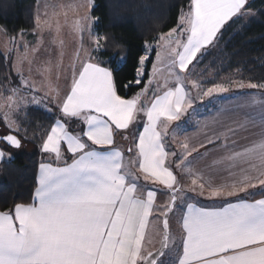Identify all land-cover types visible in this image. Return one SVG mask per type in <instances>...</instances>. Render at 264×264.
<instances>
[{
    "label": "snow or ice",
    "instance_id": "1",
    "mask_svg": "<svg viewBox=\"0 0 264 264\" xmlns=\"http://www.w3.org/2000/svg\"><path fill=\"white\" fill-rule=\"evenodd\" d=\"M248 0H190L187 13L181 12L176 28L161 34L158 43L170 58L165 60L160 51L157 61L163 63L175 86L164 82L152 90L151 100L142 103L149 93L153 79L133 98L117 93L114 71L92 62L94 53L106 49L108 37L94 35L91 28L96 21L89 13L93 0H85L81 7L86 14L73 23L77 33L88 32L93 47L79 68L71 69V85L60 96L51 82L41 97L33 95L27 103L43 105L55 103L59 116L54 118L40 144L42 153L51 162H41L31 195V203H16L12 209L0 211V264H165L161 259L169 247L168 214L176 207L181 192L177 175L166 164L168 157H177L165 142L169 124L179 120L180 114L192 108L193 99L182 83L179 73L204 55L209 46L218 41L221 29L234 17L246 14ZM51 27L49 22H44ZM39 27V20L37 21ZM58 27V25H57ZM144 55L139 57L136 77L128 81L141 84L143 66L150 48L147 41ZM35 51V50H34ZM79 60V53H77ZM113 61L116 57L112 58ZM121 56V62L124 61ZM178 69V71H177ZM50 71L47 67L42 74ZM161 71L153 64V73ZM59 77H57L58 79ZM264 88V84L243 82L238 87ZM39 92L35 84L29 86ZM193 88L200 85L193 81ZM226 84H214L198 92V97L228 91ZM0 96V110L8 131L0 135V162L11 159L9 148L20 149V127L9 113L20 110L26 98L16 88L5 90ZM264 108V105H262ZM139 114L146 118L142 130L136 127ZM264 120V115L261 116ZM79 128V131L74 130ZM181 131L177 125L173 138ZM233 136L234 129L230 130ZM132 137L127 151L132 157L125 162L119 140ZM228 137L223 143L219 136L207 143L219 150L209 169L222 167L230 175L235 171L242 177L232 182L217 184L212 177L193 168L204 143L190 146L185 141L183 152L173 160L175 167L191 179L189 191L209 199L232 197L246 193L258 185L264 189V135L242 150L229 147ZM235 144V140L232 141ZM189 157H192L190 160ZM163 185L169 200L162 205L163 237L156 253L144 251L145 232L149 217L154 212L158 191L138 183L141 179ZM264 196V192H262ZM180 219L183 237L178 264H264V198L238 201L226 200L221 207H200L183 201Z\"/></svg>",
    "mask_w": 264,
    "mask_h": 264
},
{
    "label": "rangeland",
    "instance_id": "2",
    "mask_svg": "<svg viewBox=\"0 0 264 264\" xmlns=\"http://www.w3.org/2000/svg\"><path fill=\"white\" fill-rule=\"evenodd\" d=\"M249 1L250 0H248V3ZM84 3L85 0H36L34 26L30 31L20 33L15 37L9 38L0 28V53L5 57L8 69V81L0 89V96L6 94L5 90L10 91L11 89L16 88L18 92L26 98V103L21 106L20 110L9 113V118L14 119L19 125L20 132L18 135L22 139V147L20 149L10 150L12 154L11 159L23 154L29 156L32 152L38 150L40 162L43 160H49L47 156H42L40 148L41 142L36 147L32 146L31 143L33 138L26 134L27 132H25L26 129L23 124L32 110L45 112L46 114L51 115L53 118L59 116V112L56 109L55 103L48 104V107L53 109L52 112H48L43 105L37 106L34 103H27V101H30L33 95L37 96L38 98L43 96L44 90H46L49 82H51L53 86L59 91L60 96H63V93L68 88H70L71 85V69L73 65H75L76 68H79L80 61L86 60L88 58L87 54L93 47L92 37L89 36L88 32L81 34L73 30L74 21L82 18L86 14V9L81 7V5ZM189 6L182 11L187 13ZM250 16H252V13L247 11L245 15L240 17L245 21L246 19L250 18ZM38 20L39 27H37ZM45 20L49 22L51 27H48V25L44 23ZM158 39L153 44H148L150 46L147 51L148 59L150 58L152 52H154V56L146 84L149 79H153L154 82L150 86L148 95L146 97H142L143 102H148L150 100L152 90L156 89L158 86L159 92L163 93V91L166 90L163 86L166 79L168 80L167 86L169 88L175 86L174 77H168L165 65L156 59L157 51L161 52V55L165 60L170 59L166 55L164 49L160 48ZM216 49L217 47L215 46V50ZM213 50L214 46H209L204 55L201 56L198 54L197 60L193 61L192 65H189L188 71L179 73L188 96L194 101L192 108H188L185 112L180 114V132H184L186 128L190 129L193 127L196 119L199 117L201 118L202 116L206 115L204 118H210L215 116L213 114L215 112L217 113V109L219 110V107L221 108L222 105H225V107H227L221 108L220 110V112H223L221 117H216L218 123L220 119V126H222L224 118L227 117L228 111L231 107L234 109L233 112V109L231 110V114L236 113V110L240 109V111L237 112H241L243 115L242 112L244 111L245 105L250 102L249 100L251 98H248L249 100L245 98V101L243 100L244 102L241 101L240 103L235 102L236 100L230 103L228 100L240 95L264 93L262 88L252 89L248 88L247 86L243 88L238 87V84L240 83L239 80L231 79L234 76H225L222 77L219 82H215V84L219 83L228 85V91L223 93H214L212 96H205L202 99L199 98V91L206 90L207 88L214 85H208V83H210L213 79V74L211 73V69L209 67L210 61L206 63L203 62L205 55ZM145 51L146 45L143 55L145 54ZM77 53H79V60L77 59ZM147 61H145L143 66V75ZM92 62H96L95 56ZM154 63L160 67L161 71L159 73H153ZM46 67L50 69V71L42 74ZM57 77L59 78L57 79ZM238 78L239 76L237 79ZM193 81L197 82L200 85V88H193ZM32 84H35V86L40 89V91H32L29 87ZM244 84L247 85L248 83ZM235 107L237 108L235 109ZM139 115V117L142 116L141 114ZM74 130L79 131V128L77 127ZM6 131L8 130L4 124L3 111L0 110V135L4 134ZM165 142L167 145L168 142L166 141V138ZM3 146L4 145L2 144V147ZM182 152H176L177 157H169L167 162L170 163V161L177 159L179 157L178 154H181ZM131 157L132 155L129 157L125 155V162L127 163ZM133 171L136 175L141 177L138 183L146 187L148 185V181H145L142 177L143 175L139 174L135 168H133ZM176 173L178 175V182L181 192L178 194L176 207L168 217L170 237L169 247L166 249L165 256L161 258L165 261V264H174L177 259V250L180 245L178 235V221L179 215L184 206L183 201L187 200L189 202H198L200 198L207 197V192L205 196L201 197L189 191V188L192 187V178H190L186 172H181L178 170ZM149 188H152V186ZM166 192L167 189L162 192L158 190L157 198L154 204V212L152 216L149 217V223L145 232V252H153L160 245L163 234V215H161V211L163 210L162 205H165L169 200V197L165 194Z\"/></svg>",
    "mask_w": 264,
    "mask_h": 264
},
{
    "label": "trees",
    "instance_id": "3",
    "mask_svg": "<svg viewBox=\"0 0 264 264\" xmlns=\"http://www.w3.org/2000/svg\"><path fill=\"white\" fill-rule=\"evenodd\" d=\"M93 3L90 15L96 21L91 32L108 37L106 42L102 41L106 49L93 55L97 63L114 71L118 95L130 99L145 86L153 62L154 52L146 63L141 84L124 87L136 77L145 42L153 44L161 34L175 28L190 0H93ZM35 5L36 0H0V28L6 36L12 38L33 28ZM247 9L252 16L245 21L236 17L225 24L214 50L203 58L204 63L210 61L213 74L208 85L225 76H234L231 79L243 83L264 84V0H250ZM121 56L125 58L123 62ZM7 76V62L0 53V89L7 83ZM53 121L45 112L29 113L23 125L26 134L33 138L32 146L42 142ZM38 153L35 150L29 156L23 154L0 162V211L12 209L16 203H31L40 162Z\"/></svg>",
    "mask_w": 264,
    "mask_h": 264
},
{
    "label": "crops",
    "instance_id": "4",
    "mask_svg": "<svg viewBox=\"0 0 264 264\" xmlns=\"http://www.w3.org/2000/svg\"><path fill=\"white\" fill-rule=\"evenodd\" d=\"M263 95L264 93L263 94L240 95L238 97L228 100L230 103L234 102V100H236L235 102L240 103L245 98H247V100H249L248 98L253 99V100L250 99L249 100L250 102L245 105L244 111L242 112L243 115L241 114V112H237V111H240V109H237L236 113L231 114L230 112L233 109V107H231L228 111L227 117L224 118L222 126H220V119L218 123V120L216 119V117L218 116L219 118L221 117V114L223 112H220V110L221 108H226L227 106L225 107V105H222L221 108L219 107V110L217 109V113L215 112L213 114L215 116H212L210 118H204L206 116L205 115V116H202L201 118L200 117L197 118L193 127H191L190 129L186 128L184 132H179V134H177L175 138H173L172 131L173 129L176 128L177 125H181V122H179V120L172 121L169 124V128H168L169 134L166 137V141L168 142L167 143L168 150L175 151V152H182L181 145L185 141H187V143L190 146L194 145L198 148L201 143H204L207 146L208 151H206L205 148H199V153H193V156H196V157H199L201 153L204 154V158L197 159L194 161L193 163L194 169H198L201 172H203L206 180L209 178V176H211L213 181L217 184L225 183V182H232L233 180L241 178L243 173H241L240 171H235L234 174L230 175L222 167L209 169L208 165H210L214 159L218 158L219 150L214 145L208 144L207 141L209 138L215 139L217 136H219L220 142L223 143L225 140V137H228L227 143L229 147L234 148L236 150H242L244 147L250 146L252 143L258 141L260 137L264 135V120H261V116L264 115V108H262V105H264ZM142 103H147V102L142 101ZM236 108L237 107H235V109ZM233 111L234 109L232 110V112ZM141 115H142L141 117H139L140 115L138 116V120L136 122V127L139 128L140 130H142L143 123L146 120V118L143 117V114ZM232 129L236 131V134L234 136L232 132L230 131ZM233 140H235V144L232 143ZM131 141H132L131 136H129L128 140L118 139V142H119L118 145L121 147L125 155L128 157L133 155L132 153H129L127 151L128 147H130L132 144ZM176 146H178L179 148ZM0 147H2V143H0ZM10 150L11 148H9L8 151L10 152ZM42 156L48 157V154L42 153ZM178 156H180V153L178 154ZM189 159L191 160L192 157H189ZM168 160H169V157L166 160V164L170 166L173 169L174 174L177 175L176 172L179 169L177 168L175 169V166L172 163L173 160L170 161V163L167 162ZM4 161H9V159L5 158ZM42 162H51V161L43 160ZM37 176H38V170H37ZM177 179H178V175H177ZM147 183H148V185L146 186L147 188L152 186V188L157 189V191L158 190H160L161 192L165 191V188L163 187V185H160L158 183L153 184L151 183V181H148ZM262 192H264V189H262L261 186L258 185L256 188H250L248 189L246 193H239L236 196L221 197V198H214V199L203 197V198H200L198 202H193V203L197 204V206H200V207H221L224 205L226 200L236 202L241 197L249 201L264 198V196H262ZM184 210L185 209L183 206L182 211L179 215V221H178V230H179L178 235H179L180 245L177 250L178 251L177 259L174 264H178V257H179V254L182 252L183 232H182L180 219L183 215Z\"/></svg>",
    "mask_w": 264,
    "mask_h": 264
},
{
    "label": "water",
    "instance_id": "5",
    "mask_svg": "<svg viewBox=\"0 0 264 264\" xmlns=\"http://www.w3.org/2000/svg\"><path fill=\"white\" fill-rule=\"evenodd\" d=\"M11 149H14V148H11ZM170 213L168 214V217H169ZM163 219H164V217L162 218V229H163ZM162 237H163V234H162ZM159 248H160V245H159V247L155 251H153V253H156Z\"/></svg>",
    "mask_w": 264,
    "mask_h": 264
}]
</instances>
